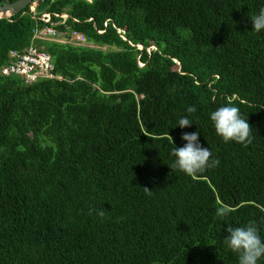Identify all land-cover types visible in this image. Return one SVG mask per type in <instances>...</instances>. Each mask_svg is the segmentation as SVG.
<instances>
[{
  "label": "trees",
  "instance_id": "1",
  "mask_svg": "<svg viewBox=\"0 0 264 264\" xmlns=\"http://www.w3.org/2000/svg\"><path fill=\"white\" fill-rule=\"evenodd\" d=\"M261 8L39 0L37 12L67 14L56 31L87 44L36 41L58 78L0 74V264H238L228 226L252 222L264 240V30L250 19ZM40 23L27 6L0 18V68ZM229 97L252 127L247 146L210 119ZM197 131L219 164L190 177L171 151ZM220 204L235 211L218 217Z\"/></svg>",
  "mask_w": 264,
  "mask_h": 264
},
{
  "label": "clouds",
  "instance_id": "2",
  "mask_svg": "<svg viewBox=\"0 0 264 264\" xmlns=\"http://www.w3.org/2000/svg\"><path fill=\"white\" fill-rule=\"evenodd\" d=\"M31 1V0H30ZM252 30L260 32L264 30V8L253 16H250ZM195 106H189L187 113L196 112ZM210 119L213 122L217 135L221 136L225 142L235 141L247 146L252 143V127L247 119L242 118L239 107L235 106V98H227L225 104L211 112ZM177 124L187 127L192 121L187 117H181ZM199 132L182 133L181 139L186 141L182 147H173L171 154L176 158L171 165L172 169H178L190 177L204 172L208 168L216 167L219 160L211 159V151L208 147H202L199 143ZM172 142V137H171ZM145 192L151 195V190L144 187ZM90 210V214H91ZM235 211L227 204H220L216 209L218 217H224ZM103 216V211L98 213ZM226 246L238 255V264H257V261L264 256V240L258 235V230L254 223L250 222L246 226L226 228Z\"/></svg>",
  "mask_w": 264,
  "mask_h": 264
},
{
  "label": "built area",
  "instance_id": "3",
  "mask_svg": "<svg viewBox=\"0 0 264 264\" xmlns=\"http://www.w3.org/2000/svg\"><path fill=\"white\" fill-rule=\"evenodd\" d=\"M39 0H31L26 6L30 15L41 21L31 29L29 44L20 51H9V58L11 60L7 65L0 68V74L7 75L15 73L20 80L25 83L31 82L37 78H52L57 77L51 73L52 64L49 55L36 47V41H54L72 44L74 46L86 45L83 35L76 31H56L54 26L56 24H63L68 17L62 11L60 13L41 11L37 12L35 7ZM56 17V20H52ZM74 20L73 18H71ZM100 32V31H98Z\"/></svg>",
  "mask_w": 264,
  "mask_h": 264
},
{
  "label": "water",
  "instance_id": "4",
  "mask_svg": "<svg viewBox=\"0 0 264 264\" xmlns=\"http://www.w3.org/2000/svg\"><path fill=\"white\" fill-rule=\"evenodd\" d=\"M29 2L30 0H12L11 2L0 4V18H9L21 11ZM137 47L141 48L139 44Z\"/></svg>",
  "mask_w": 264,
  "mask_h": 264
},
{
  "label": "rangeland",
  "instance_id": "5",
  "mask_svg": "<svg viewBox=\"0 0 264 264\" xmlns=\"http://www.w3.org/2000/svg\"><path fill=\"white\" fill-rule=\"evenodd\" d=\"M140 65V63H138Z\"/></svg>",
  "mask_w": 264,
  "mask_h": 264
}]
</instances>
